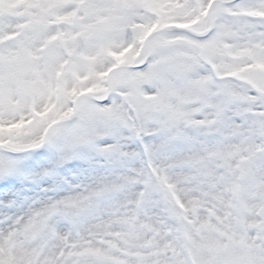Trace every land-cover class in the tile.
Masks as SVG:
<instances>
[{
  "label": "snow or ice",
  "instance_id": "snow-or-ice-1",
  "mask_svg": "<svg viewBox=\"0 0 264 264\" xmlns=\"http://www.w3.org/2000/svg\"><path fill=\"white\" fill-rule=\"evenodd\" d=\"M0 264H264V0H0Z\"/></svg>",
  "mask_w": 264,
  "mask_h": 264
}]
</instances>
